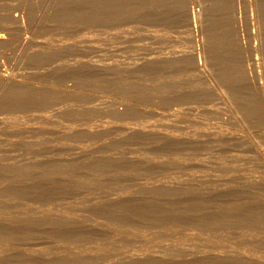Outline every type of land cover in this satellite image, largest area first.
I'll return each mask as SVG.
<instances>
[{"label": "rangeland", "instance_id": "374dc122", "mask_svg": "<svg viewBox=\"0 0 264 264\" xmlns=\"http://www.w3.org/2000/svg\"><path fill=\"white\" fill-rule=\"evenodd\" d=\"M197 1L0 0V264H264V0Z\"/></svg>", "mask_w": 264, "mask_h": 264}, {"label": "bare ground", "instance_id": "6f19581e", "mask_svg": "<svg viewBox=\"0 0 264 264\" xmlns=\"http://www.w3.org/2000/svg\"><path fill=\"white\" fill-rule=\"evenodd\" d=\"M197 1V0H196ZM198 2V1H197ZM203 2V1H202ZM208 4V3H207ZM206 3L203 2V5H197L198 6V9H192L191 11V19H192V26H193V35H194V41H195V48L193 50V53L191 54L192 58H193V63H194V66H195V70H196V75L198 77H202V76H207L209 75L210 76V68L211 67V62L214 61L211 59L212 58V51L210 50V44H209V40L208 38H206L207 35L203 36L202 37L199 35V31L202 27L203 24H207V22L209 21V16H210V7L209 5H207ZM234 6V5H233ZM225 7V6H224ZM212 8V6H211ZM212 11V10H211ZM214 12V11H213ZM226 14V13H225ZM224 15V14H223ZM222 15V16H223ZM226 16V15H225ZM227 17V16H226ZM225 17V19H226ZM223 20V25H224V32H223V39H222V52L224 54V56L226 58H236V56L238 57V55L241 57L240 53L242 52L243 50V47L246 46L244 45V43L242 42V39L240 37V32L238 33V28L235 30V34L231 35L230 32H229V26H228V23L222 18ZM234 21V19H233ZM237 20H235V23H236ZM238 22V21H237ZM237 25V24H236ZM233 27V26H232ZM254 30V29H253ZM244 31V30H243ZM205 33V32H204ZM260 34V33H259ZM209 35V34H208ZM249 36V35H248ZM209 37V36H208ZM222 38V37H221ZM246 44V43H245ZM245 48V47H244ZM213 50V49H212ZM248 52V51H247ZM257 52H258V47L257 45H253L250 47V50H249V54L251 55H257ZM242 54V53H241ZM215 56V55H214ZM245 56V54H244ZM239 57V58H240ZM238 58V59H239ZM241 59V58H240ZM244 59V58H243ZM255 60L252 61V63H250L249 66H253L255 67L256 64H258V60H257V57L255 56L254 58ZM251 60V59H250ZM249 61V60H248ZM238 62V61H237ZM213 63V62H212ZM239 63V62H238ZM215 64V63H214ZM213 64V65H214ZM235 64V62H234ZM243 64V62H242ZM239 65H236L234 68H232V73H225V69L223 68V70L219 73L220 75L219 76H223V78H226V83L224 82L226 85L227 83L229 84V86L232 84V85H240V82L241 81H244L245 77H243V80L241 79V69L239 70ZM251 66V67H252ZM228 67V66H227ZM226 67V68H227ZM222 69V68H221ZM249 69V68H248ZM213 70H214V67H213ZM243 70V69H242ZM253 71V70H252ZM249 73V72H248ZM254 73V72H253ZM247 74V73H246ZM255 74V73H254ZM259 75V74H258ZM257 74H255V78L258 80V77H261L260 75L258 76ZM196 76V77H197ZM209 76L207 77V80L209 78ZM243 76H244V73H243ZM251 75H249L250 77ZM258 76V77H257ZM252 77V76H251ZM250 77V78H251ZM253 77V78H254ZM219 78V77H218ZM223 78L220 77V80H223ZM254 78V79H255ZM199 81L201 80V78H198ZM206 79V78H205ZM205 79H202L205 80ZM252 79V78H251ZM248 80V79H247ZM256 80V81H257ZM260 80V79H259ZM201 82V81H200ZM207 82V81H206ZM211 82V81H210ZM261 82V81H260ZM223 83V84H224ZM200 84V83H199ZM202 84V83H201ZM221 84V83H220ZM224 84V85H225ZM204 85V84H203ZM225 85V86H226ZM228 86V85H227ZM200 87V86H199ZM224 87V86H223ZM202 88V87H200ZM227 88V87H226ZM234 88V87H233ZM223 89V88H222ZM225 90V89H224ZM227 90V89H226ZM223 91V90H222ZM228 91H226L227 93ZM234 95V94H233ZM223 97H225L223 95ZM233 99V98H232ZM226 120V119H225ZM197 124V123H196ZM201 124V123H200ZM219 129V128H218ZM223 129V128H222ZM209 132V131H208ZM216 133V132H215ZM222 137V136H221ZM217 139V138H216Z\"/></svg>", "mask_w": 264, "mask_h": 264}]
</instances>
